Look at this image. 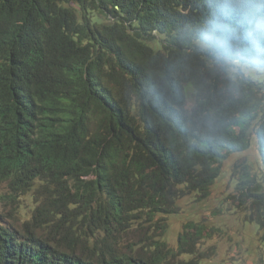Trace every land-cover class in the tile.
Segmentation results:
<instances>
[{"label": "trees", "instance_id": "16d2710c", "mask_svg": "<svg viewBox=\"0 0 264 264\" xmlns=\"http://www.w3.org/2000/svg\"><path fill=\"white\" fill-rule=\"evenodd\" d=\"M205 37L264 58V0H0V184L35 204L0 264H200L204 229L173 248L166 219L252 135L235 188L264 239V78L233 91Z\"/></svg>", "mask_w": 264, "mask_h": 264}, {"label": "rangeland", "instance_id": "374dc122", "mask_svg": "<svg viewBox=\"0 0 264 264\" xmlns=\"http://www.w3.org/2000/svg\"><path fill=\"white\" fill-rule=\"evenodd\" d=\"M250 76L258 80L264 78V74L255 69ZM245 167H249L252 173L261 178V158L253 135L248 150L234 153L224 161L221 176L211 187L207 199L196 202V199L186 197L179 201V213L166 219L168 231L164 239L170 247L176 248L179 233L194 220L204 229L195 249V259H199L200 264H264L262 233L245 222L244 207H240L235 188L236 178L246 172ZM8 193L7 184H0V224L21 231L23 215L31 216L35 204L30 196L4 199ZM145 231H131L124 241V247L130 249L132 244L146 240L149 231ZM191 258L189 255L181 256L185 260Z\"/></svg>", "mask_w": 264, "mask_h": 264}, {"label": "clouds", "instance_id": "9594fccd", "mask_svg": "<svg viewBox=\"0 0 264 264\" xmlns=\"http://www.w3.org/2000/svg\"><path fill=\"white\" fill-rule=\"evenodd\" d=\"M204 40L202 47L217 58L219 70L231 82L233 91L239 89L245 76L252 75L253 69L249 67V63L257 65L255 71L264 73V58L261 56L253 57L248 50L233 47L226 38L205 37Z\"/></svg>", "mask_w": 264, "mask_h": 264}, {"label": "bare ground", "instance_id": "6f19581e", "mask_svg": "<svg viewBox=\"0 0 264 264\" xmlns=\"http://www.w3.org/2000/svg\"><path fill=\"white\" fill-rule=\"evenodd\" d=\"M41 239V238H40Z\"/></svg>", "mask_w": 264, "mask_h": 264}]
</instances>
